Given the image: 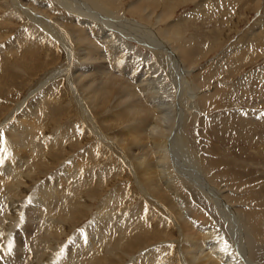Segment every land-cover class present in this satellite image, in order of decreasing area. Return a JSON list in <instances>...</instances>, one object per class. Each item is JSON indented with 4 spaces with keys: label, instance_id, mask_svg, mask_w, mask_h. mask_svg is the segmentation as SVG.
I'll return each instance as SVG.
<instances>
[{
    "label": "bare ground",
    "instance_id": "obj_1",
    "mask_svg": "<svg viewBox=\"0 0 264 264\" xmlns=\"http://www.w3.org/2000/svg\"><path fill=\"white\" fill-rule=\"evenodd\" d=\"M31 1L0 0V40H5L10 34L9 25L17 24L23 14L27 22L40 26L54 43L62 46L67 60L61 68L52 69L54 73L42 78L28 71L34 88L24 98L15 93L20 84L24 85L22 81L13 84L16 65L0 60V94L7 97L16 87L13 90L16 99L4 107L0 103V112L12 107L0 125V264H46L50 248L61 240V235H66L69 229L72 231L69 222L89 213L85 205L88 196L92 199V194L104 186L100 184L98 190L85 191L86 187L93 186L96 177L86 172L78 180L77 175L83 174L82 165L96 162L94 167L98 168L104 158L110 167L121 163L126 168L141 199L151 201L155 210L165 212L168 223L164 224L165 228L151 227L140 215L133 220L134 226L127 228L116 218L126 216L120 210L128 196L118 193H123L125 186L119 191L111 190L89 223L80 232L78 229L72 246L64 250L56 264H120L125 257L130 258L129 262L125 259L127 264H153L155 260V264H166L168 260L181 264H264L259 260L264 252L263 188L262 192H256L241 187L240 192V185H233L231 181L229 184V178L224 179L229 173L212 172L222 160H212L196 150L199 144L203 149H218L221 145L215 140H219V131H226L233 122H226L227 112L212 114V111L224 107L227 95L247 81L248 76L245 81L240 78L236 82L221 78L220 62L225 56L230 59L236 49L226 50L220 59L208 60L202 66L209 53L221 43L214 41L211 50L205 44L207 36L185 38L186 32L181 35V28L177 30L179 22L173 20L174 13L191 0H33L34 4ZM52 2L66 13H58ZM256 3L263 6L264 0ZM26 29L19 30L18 39L5 41L3 54L8 57L4 59L19 51L22 41H26L23 39H27ZM261 29L264 32V24ZM130 41L151 48L159 65L164 66L165 74L157 75L161 70L154 68V63L150 65L149 55L135 49ZM24 52V55L28 53ZM243 56L231 67L232 73L236 71L234 68L246 63ZM46 63L44 66L48 68L53 61ZM60 77L68 84L64 87L70 102L65 105L75 106L81 122L79 127L86 128V134L74 123L64 130L65 137L57 130L56 134L46 136L51 126L48 129L45 126L51 123L50 119L59 120L58 116L72 113L60 105L63 101L57 100V90L50 87L56 86ZM205 84L211 87L203 91ZM188 85L190 94L185 90ZM51 102L55 105L49 111L46 103ZM242 113L240 126L244 128V119L251 117L248 112ZM8 123L10 126L5 127ZM88 134L93 136L94 145L89 152L78 151L90 137ZM75 135H78L76 139ZM50 144L61 146L60 151H64L61 156L52 153L47 157ZM68 157L72 161L62 165V173L39 182L48 172L49 160L57 164L67 161ZM98 169L92 174L98 175V181L103 183L107 179L104 180L105 171ZM88 179L91 182H85ZM32 182L38 188L29 198L31 203L18 207L22 200H29L24 197ZM195 188L202 194L199 193V198L192 191ZM53 241L56 242L53 244ZM111 256L117 261L109 259Z\"/></svg>",
    "mask_w": 264,
    "mask_h": 264
},
{
    "label": "rangeland",
    "instance_id": "obj_2",
    "mask_svg": "<svg viewBox=\"0 0 264 264\" xmlns=\"http://www.w3.org/2000/svg\"><path fill=\"white\" fill-rule=\"evenodd\" d=\"M234 1L235 0H232L231 2L229 0H191V1L181 5L176 10V12L174 13V17H173L175 19H173V20H176L179 22L178 23L179 25L177 24L178 26H176V27L178 28L177 30H179L181 28L180 29L181 35H182V33L186 32L183 34V36H185V38H189V37H191V35L193 37H196V36L201 37L200 35H202V36L205 35V36H207V38H205L207 40L205 41L206 43L204 41L203 42L205 44H207L209 48L214 44L213 43L214 41H217V40L220 41L221 46H219L214 51L209 53L208 57L205 59V61H203L202 66L205 64V62H208V60H209V62L210 61H217L218 59H220V57L222 55L225 54L226 50H231L232 48H233L232 50L236 49L235 52L232 54V56L229 57L230 59H226V56H225L223 62H220V60L218 61V63L220 62V65H221V67L219 66L218 68L223 69V70H221V73L223 71L221 78H222V80L224 79L223 81H235L236 82L237 80L239 81L240 78L244 79L248 76L246 78L247 81H246V83L245 82L242 83L243 85L242 84L240 85V88H238L239 90H237L235 92L231 91V93H229V95H227V98H225L226 100H225V106L224 107L218 108L217 110L214 109L212 111L213 112L212 114H215V113L219 114V113L227 112L226 117H225L226 122L231 123L233 121L231 124V127H230V125L228 127V129L230 128V130H228L226 128V131L225 130L219 131V133L221 134L220 137L215 136V137L219 138V140H215V141H217V143H219L221 145L220 147H218V149H217V147H215L214 149H210V150L208 148L203 149L204 148L203 145L199 144V146L196 148V150L199 152V154H203L209 158L212 157V160H214L215 158H216V160H222V162H220L218 166L216 165L217 167L215 166L214 168H212L213 169L212 172H217L220 170V171H225L226 173H229V175L227 174L224 177V179L227 180L229 178L228 179L229 184L234 183L233 185H235V184L240 185V187L238 186L239 191L241 190V187H242V188H244V190H248V191L254 190L256 192H258V191L262 192L261 188H263V193H264V149H263V147H264L263 146L264 145V70H263L264 69V39H263L264 34H262L264 32L261 29L262 25L264 24V4L262 6V4L256 3V0H241V2H234ZM31 4H34L33 0L31 1ZM52 4H54L53 6H55V10L58 9V13L59 12L60 13L65 12L63 10L64 8L62 9L63 10L62 11L61 10L62 7L59 8V6L55 4V2H52ZM56 6H58V7H56ZM20 15L21 16H19V19H18L19 21L17 22V24H10L9 25L8 32H10V34L5 38V40H3V41L0 40V60H5L4 63L6 62V64H8L10 66L13 64L16 65L17 68L15 69V72H17V76L13 78V80H14L13 84L16 82L19 83L22 81L24 83V85L20 84V88H17V90H16V87L14 86L13 90H16L15 93L19 94L18 96L24 95L23 96V98H24L25 95L29 91H31L32 88H34V87H31L33 84L32 83L33 80H31L32 75L28 71L33 72L35 75H37V78L38 77L42 78L46 75L48 76V74L50 75V74L54 73V71L52 69L57 70V69H59L58 67L61 68L66 63L67 56H66L65 51L62 48V46L54 43L53 40L50 39L47 36V34L41 29L40 26H36V24H34L36 26L35 27L33 25V22H31V21L27 22L24 19V15L23 14H20ZM186 15L188 17H186ZM65 16L68 17L69 14L65 15ZM185 17H186V19H185ZM181 21H182V23H181ZM137 22H139V21H137ZM31 25H32V27H31ZM164 25L165 24H163V26ZM23 28H28L25 30L26 32L24 33V36L27 37V39L26 38L23 39L26 41H22V44H21L20 49H19L20 52L19 51L16 53L14 52L15 54H13L12 56H11V54H8L11 57L9 56L10 57L9 59L8 58L4 59V58L8 57L7 55L3 54V51H4L3 49H5V48L2 46L6 45L5 41H7L9 43L12 39H18L20 36L19 30L21 32V30ZM130 44H132L135 49H137V48H138L137 50L140 49L139 51L142 52L143 54L149 55V58H150L149 64L151 65L154 63L155 64L154 68L156 67L158 69V71H159V69L161 70V73L158 72L160 74L157 73V75L165 74L164 66L159 65L158 58L155 56L154 53L151 52V50H152L151 48L140 46L141 44H138L137 42H134V41H130ZM31 45H34V46H31ZM207 45H205V46L207 47ZM24 46H25V48H24ZM21 47H23V48H21ZM21 49H23V50H21ZM210 49L213 50V47H211ZM32 50H35V53H30V51H32ZM24 51H26L28 53H26L24 55V53H25ZM36 51H38V52H36ZM236 51H237V53H236ZM23 55H24V58L21 57ZM243 55H245V56H243ZM242 56L244 58H246V63L244 64L245 66L240 65L241 66L240 67L238 64L239 67L234 68V69H236V71H235V73H232L233 68H231V67L236 66L238 58H240ZM9 60L11 63L9 62ZM44 60L47 62L46 64H48L52 60L53 64L51 66H48V68H47L46 66H44L45 65ZM1 63L3 64V62H1ZM27 65H30V67ZM227 69L228 70L230 69V70L228 71ZM225 70H227V71L224 73ZM229 74H231V75H229ZM59 76H61V73ZM27 77H29V78H27ZM54 77H56V76H54ZM60 78L57 79L59 83L56 86H50V87L53 90L58 91V92L56 91V94L58 97L57 100L60 99L63 101L60 105L63 106L66 110L71 109L72 113L70 114L68 111L69 114H67V112H66L63 115L58 116V117H60L59 120H57L58 118H55V117L53 119H50V120H52L51 123L50 124L47 123L48 125L45 126V128H47V129L49 128L48 126H51L49 128V130H47V132L49 134H47L46 136L54 134L57 130V132L59 131V135L65 137L66 133L64 130H66L69 127L68 125L74 124V123L77 125L78 130L81 129L80 131H82L86 134V132H85L86 128L79 127L81 122H80L79 116L77 115V110H76L75 106L69 105V104L65 105V102H70L68 100L69 96L65 95V87H64V84H66V85H68V84L66 83L65 79H63L62 77H60ZM52 79H54V78L52 77L51 80ZM60 81H62V83ZM165 81H166V79H165ZM242 81H245V79ZM51 85H53V84H51ZM187 87L185 88L186 94H187V92H188V94H190L192 92L190 89V86L188 85ZM210 87H211L210 84H205L203 87V91L208 90V88L210 89ZM13 90H12L11 94H9L7 97L0 94V96H1L0 97V103H2L1 104L2 106L3 105L6 106V105L10 104V101L16 99L15 98L16 95H14ZM242 91H246V93L242 92ZM36 95L37 94H35L31 98H29L28 103H30V101ZM186 100H187L186 102L188 103V98H186ZM226 102H228V103H226ZM187 103L184 102V106L185 105L188 106ZM46 104H48L47 108L49 111H50V107H52V105H55L54 102H51V104L50 103H46ZM237 110H239L241 112L238 113ZM243 111L248 112L250 117H251L249 120L244 119V124L246 123L244 128H242L240 126V120L242 119V116H243L242 112ZM11 112H12L11 106L8 107L7 109H4L3 112H0V125H2L1 120H3V117L6 114H10ZM252 113H253V115H252ZM52 115L53 114L51 113L48 116L51 118ZM56 117H57V115H56ZM70 117H72V119ZM187 117H189L188 119L191 120V116L188 115ZM53 122L55 125L53 124ZM71 122H73V123H71ZM220 125H222V123L219 122V126ZM9 126H10L9 123L7 125H5V127H9ZM3 127H4V125H3ZM250 129H252V131ZM253 130H255V131H253ZM180 133L183 134V131ZM82 134L83 133L80 132V135H82ZM77 136L78 135H75L74 138L76 139ZM88 136H90V137H88L85 144L83 146H81V150H79L80 148H78V151H82V152H89L90 151L89 148H91L94 145L93 142H95V140H93V136L91 134H88ZM192 136L194 138V136H196V135L193 134ZM256 136H258V137H256ZM202 139L207 140L209 142V140L207 138H202ZM251 139H253V140H251ZM64 140H65V138H63L62 141H64ZM73 140H74L73 138L72 139L67 138V141L73 142ZM195 144L197 146V142ZM52 146H53V144H50L47 147L49 150V151L47 150L48 151L47 157L49 158L50 156H52V153L55 155L58 154L61 156V153L64 152L63 150H62V152L60 151L62 149L61 146L59 144L57 147L56 146L52 147ZM198 148H200V149H198ZM261 148H262V150H260ZM214 150L216 152H214ZM59 151H60V153H59ZM103 151L106 152L104 148H103ZM256 151H258V152L256 153ZM259 151H261L260 155H259ZM151 154H152V152H150V155ZM200 156H202V155H200ZM62 157H64V159H65L66 154ZM62 157L60 158V160L62 159ZM69 157H68V159H66L67 161H65V162H64V160L62 162L59 161V162H57V164L54 161L49 160L47 163L48 166L50 164V166H49L50 168L47 167L49 173L47 172V174L43 175L41 177V179L39 180V182L43 181L47 178H50L51 176L54 178V176L56 177L59 175V173H62L61 171L64 170L62 165H64L66 162H67L66 164H69L72 161V159L71 158L69 159ZM103 157H105V153L103 154ZM231 158L233 159V161H230V160H232ZM105 159L106 158L102 159L103 162H101L99 160L101 166L100 167L98 166V168L104 169V170H102V169L101 170L105 171V172H103L105 175L104 180H105V178H107L106 181L108 183L106 181H104L103 183L99 182L98 180H100V179L98 178V175L92 174V172L96 173L98 170H100L97 167H94V164L96 162H93V164L89 163V165H87L85 162L82 165V168H84L83 174L81 176V174L78 173L79 174V175H77L78 180H80L84 174L86 175V172L91 173L90 175H94V177H96L93 179V181H94L93 186L86 187L84 189L85 191L88 189H93V188L98 190V186H100V184L104 185V186L102 187V190L100 192H95L94 194H92V196H94V197H92V199L90 196H88L90 194L87 193L88 194L87 195L88 201L85 205H88V209H90V211H88L89 213H86V214L83 213V215H81L82 218H78L74 222H72V221L69 222V226L72 229V231H70V229H69V232L66 233V235L65 234L61 235L60 236L61 240L59 239L60 241L59 240L57 242L53 241V244L55 242L56 243H55V245H53L54 248L53 247L50 248V255H46V258H45L46 264H53V263L56 264V262L58 263L60 261L64 250H68L69 247L72 246L73 240L76 239L77 235L82 230V228L86 224L89 223L92 216H94L98 212V209H100V206H102V202L105 198L104 196L111 193L112 192L111 190H113V191L118 190L119 191L121 187L125 186L123 193H120L118 191L117 192L119 194H124V195L128 196L125 199V202H124L125 204L124 203L121 204L122 205V207H121L122 211L120 210V212L125 214L126 216L116 217V218L120 219V221L127 228L134 226L133 223H135V222H133V220L134 221L137 220L138 216H140V215L142 216L141 218L145 222H147L146 224L148 226H151V227L165 228L164 224L168 223V218H166L165 212L161 211L159 208L158 209L156 208V210H155L151 201L141 199V193H140V191L137 190L136 185L133 186V178L129 175L126 168L124 167V169H123V166L120 162L119 163L121 165L120 164H116V165L113 164L112 166H114V167H110L104 162ZM225 159H228V160L225 161ZM243 160H246V161L244 162ZM227 161H229V163ZM235 163H238V164H235ZM52 164L54 167L52 166ZM59 164H61V165H59ZM224 164H226V166ZM117 165H119V166H117ZM242 165H244V166H242ZM238 166H240V167H238ZM107 167H110L111 172H110V169L108 170ZM226 168H228V169H226ZM106 170H108V171L106 172ZM237 172L239 174H237ZM106 173H108V174L106 175ZM235 173H236V175H235ZM109 174H111V175L109 176ZM84 177H86V176H84ZM237 177H238V179H237ZM240 177H241V179H240ZM242 180H244V181H242ZM230 181H231V183H230ZM235 181H237V182H235ZM85 182L89 183L91 181L88 179V181L86 180ZM34 183L35 182H32V184L30 185V189L28 190L29 192H27V195L24 198L27 197L29 199L31 197L32 193L34 194V192L38 188V187L37 188L34 187V185H35ZM246 184H248V185H246ZM246 187L247 188L249 187V188L247 189ZM192 191L196 192L195 194L199 198L200 191L197 188L193 189ZM132 197H133V199H131ZM202 199L205 201V199L203 197H202ZM30 203H31L30 199L26 202L24 200H22L21 202L18 203V205H19L18 207H25V206H27L26 204H30ZM68 206H69V204H68ZM139 212H141V214H139ZM20 214H21V211H20ZM151 215H154V216L151 217ZM217 216L221 217V214H218ZM125 218H126V220H125ZM164 218L167 220H165ZM118 219H117V223H119ZM165 221H167V222H165ZM172 225H173V227H175L174 224H172ZM136 226H137V224H136ZM138 226H140V224H138ZM75 227L77 230L75 229ZM74 229H75V231H74ZM78 229H79V232H78ZM136 233L141 234V232H138V231H136ZM62 243H65V244H62ZM60 245L61 246L64 245V247H61ZM120 246H119L120 248L123 247L122 245H120ZM24 247H25V245H24ZM171 247H173V246H171ZM172 252H175V249H173ZM47 258H49V260H47ZM109 259L116 260V258L114 259L113 256L109 257ZM125 259H126V261L129 259L127 262L130 261L129 257H125L121 261L123 264H127ZM259 260L261 262H264V252H263L262 257H260ZM155 261L153 264H155ZM169 261H170V263H169ZM121 262H120V264H121ZM172 263L181 264V262H179L177 260H168L166 264H172ZM162 264H165V263H162Z\"/></svg>",
    "mask_w": 264,
    "mask_h": 264
}]
</instances>
